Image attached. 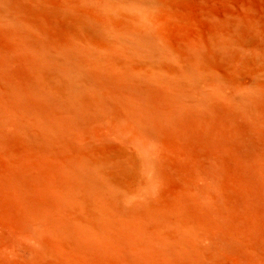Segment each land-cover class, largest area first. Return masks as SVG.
Wrapping results in <instances>:
<instances>
[{
	"label": "rangeland",
	"instance_id": "1",
	"mask_svg": "<svg viewBox=\"0 0 264 264\" xmlns=\"http://www.w3.org/2000/svg\"><path fill=\"white\" fill-rule=\"evenodd\" d=\"M131 3L0 0V264H264V0H148L152 55L88 69L76 111L39 96L64 89L44 57L102 53ZM82 162L120 192L73 195Z\"/></svg>",
	"mask_w": 264,
	"mask_h": 264
},
{
	"label": "bare ground",
	"instance_id": "2",
	"mask_svg": "<svg viewBox=\"0 0 264 264\" xmlns=\"http://www.w3.org/2000/svg\"><path fill=\"white\" fill-rule=\"evenodd\" d=\"M106 3L109 5V8H111L113 5H110L113 1L115 0H105ZM132 3L129 5V8L135 13V19L137 20L136 23H135V26L131 29H125L123 31H120V32H116L108 27H102V26H95L94 27V30L97 32V34H99L101 37L104 38L105 41H107V45L105 47V50L102 52V53H98V52H95L91 49H88V48H85V47H81V46H78V45H74L73 47H71L70 49H68L65 53L62 54L61 57H55V56H46L44 57V60H43V64L46 63L48 65V67L50 68H57L60 70V73H61V80L63 82V85H64V89L62 92L60 93H50L48 91L45 90L44 87H40L39 88V96L43 99H46L48 101H50V103H61L62 105H64L65 107H67L68 109L65 110V111H71V110H74L76 111V106H75V103L77 102V100L80 98V96L82 94H85L86 92L89 93L91 91V82L87 83L84 81V79L86 78V74L88 71V69H91V67L97 69V71L99 70H104L106 68L102 67L103 65H105V62L106 60L108 61V59H110V57H112L113 54L117 53V52H123V51H126V50H132V51H135V52H139V53H143V54H150L152 55V51H155L154 47L152 46L151 42H150V36L148 34V31L145 29V25L143 24V16L141 15V7H142V4L148 0H131ZM41 62V61H40ZM45 66V65H43ZM99 68V70H98ZM99 71V73L101 72L104 73L103 71ZM105 71V70H104ZM98 73V74H99ZM184 73V74H183ZM181 75L177 76V81L180 83V81L182 83H185V84H195V82L197 83V80L200 81V79H198L199 77H197V75H195L193 73V71H185L183 72ZM103 76V75H101ZM199 76V75H198ZM144 78V77H143ZM150 78V77H149ZM148 77H146V79H143V80H147L149 79ZM173 79V78H172ZM129 80V79H128ZM127 80V81H128ZM141 80V78H140ZM153 80V78L150 79V82ZM148 81V80H147ZM156 81V80H155ZM169 81V80H168ZM174 81L171 80L170 82ZM125 82H126V78H125ZM132 83V82H130ZM140 83H146L144 81H140ZM152 83V82H151ZM154 83V82H153ZM159 84V82H156ZM155 83V84H156ZM167 83V82H166ZM179 83H175L176 86L177 84ZM149 84V82H148ZM152 85V84H151ZM181 85V84H179ZM184 85V84H183ZM171 86V85H170ZM168 85V87H170ZM193 86V85H192ZM174 87V86H173ZM172 86L170 88H173ZM182 87V86H181ZM186 87V86H184ZM184 87H182L184 89ZM189 87V86H188ZM178 89V88H176ZM182 89V90H183ZM187 89H190V88H187ZM180 89H178V91L176 90V93L182 91ZM186 92V90H184ZM184 93L183 96L180 95L179 100L177 99V97L175 95H177L175 92H174V97L177 99V103L179 104V106L182 107L183 104H186V101H184L183 98L181 101H180V98L181 97H188L189 94L192 95V93L190 92L188 94V92L186 95ZM182 93V94H183ZM38 95V94H37ZM186 95V96H185ZM190 95V96H191ZM15 100V99H14ZM40 100V98H39ZM173 100V99H172ZM54 101H58L57 102H54ZM176 102V101H175ZM190 102V100H189ZM174 103V102H173ZM188 103V102H187ZM61 104H59L58 106L59 107H63ZM21 105V104H20ZM18 106V105H17ZM57 106V105H56ZM177 106V105H176ZM23 107V106H22ZM58 107V108H59ZM180 107V108H181ZM184 107V106H183ZM63 109V108H62ZM70 109V110H69ZM64 110V109H63ZM184 112V110H183ZM159 113V112H158ZM176 113V112H175ZM174 113V114H175ZM165 114V113H164ZM173 114V113H172ZM146 115V114H145ZM144 115V116H145ZM149 116V115H148ZM153 116V115H152ZM171 116V115H169ZM150 117V116H149ZM146 118V117H145ZM148 118V117H147ZM174 118V117H173ZM143 119V118H142ZM160 120V119H159ZM168 120V119H167ZM141 121V120H140ZM139 123H142L140 122ZM146 121V120H145ZM144 121V122H145ZM163 121V120H162ZM147 124H148V121H146ZM160 122V121H159ZM162 123V122H160ZM150 124V123H149ZM168 125V124H167ZM142 126L144 127V129L146 130L145 127H147L146 123H143ZM150 127V126H149ZM148 128V127H147ZM149 129V128H148ZM146 130L149 132V130ZM54 131V130H53ZM152 132V131H150ZM130 159H128L129 161ZM124 161V160H123ZM127 161V162H128ZM126 162V163H127ZM130 162V161H129ZM147 162V161H146ZM145 160H144V165H146L145 163ZM122 163V161H121ZM131 164V163H130ZM129 164V165H130ZM128 165V164H126ZM133 166V165H131ZM140 166V165H139ZM103 168L102 165L100 164H96V163H88V162H82V163H78V164H75L74 165V168L72 169V173L75 171V173L73 175L76 176L75 180L78 182V185H80V188L79 191L82 192L80 193L79 191L77 192L76 190V186H73L74 189L76 190V193L73 192L75 191L74 189L71 188V185L68 187L70 190H68L67 188V191H70L69 192H65L64 193V198L62 196V200L66 203H69L70 200L72 201V199H74V203L76 202L77 203V198H69V194H72L73 192V195L74 194H85L87 197H88V201L93 199V200H96L97 202V199L98 197H102L104 198V196H109L110 193H112L111 195H114V194H117L118 190L115 189V187H113L110 183V181L106 178V176L103 175V173L101 172V169ZM128 168V166H127ZM134 168V166H133ZM142 168V167H141ZM141 170V169H140ZM142 171V170H141ZM75 181V182H76ZM75 184V183H73ZM118 186V185H117ZM79 187V186H77ZM137 187V186H136ZM115 189V190H114ZM118 189V188H117ZM135 189V188H134ZM115 191V192H114ZM122 191V190H121ZM117 192V193H116ZM133 193H137L138 192V188H136L135 190L132 191ZM69 193V194H68ZM123 194H119L118 198L116 199V201L118 200L119 202H124L125 201V198H126V193L125 192H122ZM125 193V194H124ZM121 195V196H120ZM66 196L67 197V200L66 199ZM81 196V195H79ZM110 197V196H109ZM116 197V196H114ZM61 198V197H60ZM86 198V197H85ZM91 198V199H89ZM97 198V199H96ZM101 198V199H102ZM112 198V196H111ZM69 199V200H68ZM100 199V201H102ZM108 199V198H106ZM114 199V198H113ZM84 200V199H83ZM82 200V201H83ZM99 200V199H98ZM105 200V198H104ZM112 200V199H111ZM72 201V202H73ZM80 201V200H78ZM117 201V202H118ZM63 202V204H64ZM95 202V201H94ZM95 202V203H96ZM115 202V201H114ZM75 203V204H76ZM80 203V202H79ZM78 203V204H79ZM87 203V202H86ZM85 203V204H86ZM93 204V202H90ZM71 204V203H70ZM102 204V203H101ZM105 204V203H104ZM77 205V204H76ZM89 205V204H88ZM103 205V204H102ZM91 206V205H90ZM93 206H95V204H93ZM121 206V204H120ZM104 207V205H103ZM118 207V205H117ZM123 207V205H122ZM87 208V207H86ZM92 208V207H90ZM102 208V207H101ZM109 209V208H107ZM114 210V209H113ZM90 211V210H89ZM93 211H96V209H94ZM117 211V210H115ZM120 211V210H119ZM107 212V211H106ZM102 213V212H101ZM118 213V212H117ZM91 213L89 212L88 215H90ZM121 214V213H120ZM111 215V214H110ZM91 216V215H90ZM102 216V215H100ZM100 216H97V217H100ZM108 216V215H107ZM106 216V217H107ZM114 216V215H113ZM87 218V216H85ZM104 217V216H103ZM111 217V216H110ZM89 218V217H88ZM94 218V217H93ZM119 218V217H118ZM106 219V218H105ZM107 219H109L107 217ZM91 220V219H90ZM96 220V219H95ZM88 221V220H87ZM93 221V220H92ZM91 221V222H92ZM103 221V220H101ZM111 221V220H110ZM90 222V223H91ZM87 223V222H86ZM93 223V222H92ZM99 224V222H97ZM102 223V222H101ZM108 223V222H107ZM106 223V224H107ZM111 223V222H110ZM113 223V222H112ZM120 223V222H119ZM70 224V223H69ZM121 224V223H120ZM109 225V224H107ZM129 225V224H128ZM140 225V224H139ZM87 228H88V225L86 224ZM86 226L85 227V230H86ZM91 226V225H89ZM94 226V225H93ZM106 226V225H105ZM111 226V224H110ZM141 226V225H140ZM142 227V226H141ZM78 228V227H77ZM81 228V227H80ZM143 228V227H142ZM73 229V228H72ZM83 229V228H82ZM118 229V228H117ZM136 229V228H135ZM119 230V229H118ZM131 230V229H130ZM148 231V230H147ZM156 231V230H155ZM84 232V231H83ZM157 232H159L157 230ZM102 233V232H101ZM114 234V233H113ZM89 235V234H88ZM154 235V234H153ZM82 236V235H81ZM97 236V235H95ZM135 236V235H134ZM84 237V236H83ZM90 237V236H89ZM92 237V236H91ZM90 237V239H91ZM189 242V241H188Z\"/></svg>",
	"mask_w": 264,
	"mask_h": 264
}]
</instances>
